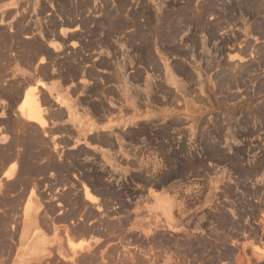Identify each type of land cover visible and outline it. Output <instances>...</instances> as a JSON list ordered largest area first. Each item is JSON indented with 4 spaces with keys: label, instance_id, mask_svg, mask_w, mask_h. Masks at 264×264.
Wrapping results in <instances>:
<instances>
[{
    "label": "rangeland",
    "instance_id": "rangeland-1",
    "mask_svg": "<svg viewBox=\"0 0 264 264\" xmlns=\"http://www.w3.org/2000/svg\"><path fill=\"white\" fill-rule=\"evenodd\" d=\"M90 64L129 65L158 81L146 86L156 91L150 115L161 149L145 170L157 178L172 169L174 212L139 214L127 190L90 178L63 152L65 174L54 176L43 137L33 147L43 170L19 176L0 198L11 211L0 213V264H264V0H0L1 93L43 86L40 71L75 77ZM2 112L11 141L21 129L37 132ZM47 159L53 166L42 167ZM83 186L94 198L84 199ZM30 211L40 231L60 237L58 251L24 252L20 222ZM165 220L172 225L154 228ZM78 238L101 241L82 249Z\"/></svg>",
    "mask_w": 264,
    "mask_h": 264
},
{
    "label": "crops",
    "instance_id": "crops-1",
    "mask_svg": "<svg viewBox=\"0 0 264 264\" xmlns=\"http://www.w3.org/2000/svg\"><path fill=\"white\" fill-rule=\"evenodd\" d=\"M102 58L103 55H100L99 59ZM92 69L94 72H91L90 75L89 71ZM130 70L132 71L128 72ZM62 71L64 69L53 72L47 70L46 73H41L45 84L43 86L36 85L42 95V105L45 102L43 107H45L46 113L50 111L48 115L44 113V117L46 115L49 117L48 119L45 118L48 124L46 126L49 128L46 126L42 128L33 121L29 122L28 119H23L25 125L32 126L34 123L33 126L38 130L39 136L48 137L52 142L51 150L55 152V161L60 167L59 170L56 169L54 176L65 174L64 170L61 169L65 164L60 165L58 161L60 160L59 154L63 152L68 160H76L74 165L81 166V171L87 176L90 175V178L93 179L94 176L92 175H95L96 180L99 181L100 178L101 181L107 184H113L114 189H121L123 192L127 190L128 195L134 196V205L137 207L136 211L139 214L158 216L172 214L174 212V194L171 190L175 185L174 181L177 179L172 174V169L157 178H153L145 170L148 166H152L154 162L158 163L152 155L156 153L154 149H161L160 143L157 141L159 128L156 127L155 120L150 115V112L156 107V101H154L156 97L153 94L156 91L154 88L150 90L146 86L148 83L151 86L158 83L156 78L142 79L140 70L131 68L129 65L126 71L124 65H107V67L92 64L81 65L80 71L76 73L75 77ZM113 74H116V78H113ZM162 81L166 84L167 79ZM34 84H36V81ZM52 102L53 104H51ZM50 113L51 116H49ZM35 127H33L34 130ZM5 128L3 126V130L0 126V198L9 197L13 191V182L21 175L23 177L24 173L30 172L28 167L33 166L35 163L33 158H37L38 153H43L33 148L34 143L44 141L42 137L36 141L33 131H23V129L21 133L26 136L22 137L25 141H15L16 136L13 141H10L13 130L12 128ZM11 142H15L16 145L18 143L17 146L20 148L15 149V153L22 150L19 151L20 155L18 153L15 155L14 151L12 152L11 148L13 149L15 144L12 143L11 145ZM55 143H58L56 148ZM21 147L23 148L21 149ZM7 154L11 155V159ZM40 163L42 167L53 166L49 159ZM169 164H171V161ZM34 166H37V164ZM37 167L43 170L40 166ZM17 168L18 171L21 168L19 172H17ZM94 172L96 173L93 174ZM15 174L16 176L18 174V176H14ZM27 180L28 178L26 182ZM98 193L96 194L98 199L105 198V194ZM83 195L85 200H89L84 189ZM145 199H147V202H144ZM1 212L11 214L10 210L6 211L0 204ZM57 212L58 209L56 208ZM28 213L25 212V214ZM30 213H32V216L27 221L20 222V227L22 225L23 229L25 227V232L22 235L25 242L24 252L38 256L44 255V252L51 250V246L58 251L60 237H56L51 228L48 231L45 228L40 231L38 212L30 211ZM72 214H75V212L70 211L67 216ZM166 220L165 222L155 223L154 228L160 229L172 225L171 222ZM79 227H76V229L74 226L73 229H70L72 233L77 232L76 234H79L78 232L81 231ZM94 227H89V229L94 230ZM89 229L86 228V230ZM82 230H84L83 227ZM27 231L29 232L26 234ZM34 233L37 234L35 239H33ZM95 239L81 240L78 238L76 242L81 240L80 242L84 243L82 245V249H84L89 244L93 245V242L94 245H98L101 240ZM69 242L68 239V245Z\"/></svg>",
    "mask_w": 264,
    "mask_h": 264
},
{
    "label": "bare ground",
    "instance_id": "bare-ground-1",
    "mask_svg": "<svg viewBox=\"0 0 264 264\" xmlns=\"http://www.w3.org/2000/svg\"><path fill=\"white\" fill-rule=\"evenodd\" d=\"M75 67V66H74ZM41 70V69H40ZM43 70H45V69H43ZM41 73H43V71H40ZM70 76V75H69ZM76 76V75H75ZM8 84V83H7ZM5 87V86H4ZM7 87V86H6ZM10 87V86H9ZM12 87V86H11ZM11 87H10V89H11ZM3 89V88H2ZM14 89H15V91L14 92H12L13 91V89H11L12 91H11V93L12 94H9L10 92L9 91H5V93H1V96H4L5 98H2V99H6L8 102H6V104L4 105V104H1L0 105V110H2L3 112V114H7L8 115V117L11 115H13L12 116V118L10 119V121L11 122H13V124L14 125H20V127L19 128H22V127H24V125H25V123H23V119L25 118V119H28L29 120V122L31 121H33L34 123H36V125L38 124L39 126H41L42 128L44 127V126H46V125H48L47 124V121H46V117H47V115H48V113L50 112V111H47L48 113H46V110H45V107H43L44 106V103H43V105H42V100H41V94H39V89H37V87H36V84H34L33 82H23L22 83V85L21 86H19V88L18 87H14ZM1 90V89H0ZM41 90V89H40ZM2 91V90H1ZM42 91V90H41ZM7 94H9V95H7ZM43 99V98H42ZM45 101H47V100H45ZM47 107V106H46ZM48 110V109H47ZM44 113L45 114H47L46 115V117H44ZM49 116H51V113H50V115ZM7 117V118H8ZM49 117H47V119H48ZM24 119V120H25ZM28 120H26L27 122H28ZM10 121H9V123H10ZM3 122V121H2ZM7 122H8V120H7ZM25 122V121H24ZM9 123H5V124H9ZM34 123H33V125H34ZM3 124H4V122H3ZM11 124V123H10ZM2 125V124H1ZM32 125V126H33ZM6 128L5 129H9V128H12L11 126L10 127H7V126H9V125H4ZM39 126H37V127H39ZM47 127V126H46ZM27 128V127H26ZM33 128V127H32ZM47 128H49V127H47ZM2 129H3V125H2ZM4 130V129H3ZM35 130L37 131V132H35V133H33V136H34V138L36 139V141H38V140H40V137H42V136H39V133H38V130L36 129V127H35ZM20 131H22V129L20 130ZM41 131H43V130H41ZM14 132V131H13ZM39 132H40V130H39ZM44 132V131H43ZM47 132H48V129H47ZM4 133V132H3ZM46 133V132H45ZM44 133V134H45ZM49 134V133H48ZM52 136V135H51ZM11 137V136H10ZM22 137H26L25 135H23L21 132L16 136V138H15V141H17V142H23V141H25L24 140V138H22ZM32 137V136H31ZM30 137V138H31ZM43 138V137H42ZM32 139V138H31ZM48 139V138H47ZM14 140V139H13ZM12 140V141H13ZM11 141V140H10ZM29 141V140H28ZM7 142V141H6ZM30 142V141H29ZM38 142H40V141H38ZM42 142H43V140H42ZM58 142V141H57ZM13 144H15V142H12ZM28 143V142H27ZM37 143V142H36ZM6 144V143H5ZM12 145V144H11ZM16 145V144H15ZM17 145H18V143H17ZM16 145V146H17ZM22 145V144H21ZM20 145V146H21ZM32 145V144H31ZM41 145V144H40ZM10 147V146H9ZM44 147V146H43ZM11 148V147H10ZM18 148V147H17ZM16 148V149H17ZM20 148V147H19ZM18 148V149H19ZM23 147H21V149H22ZM50 148H52V147H50ZM55 148H56V146H55ZM54 148V149H55ZM17 149V150H18ZM11 150H12V152L13 153H15V149L13 150L12 148H11ZM58 150V149H57ZM19 151H22V150H19ZM19 151L17 152L18 154H19ZM53 151V150H52ZM8 153V152H7ZM17 153H15V155H17ZM26 153V152H25ZM10 154L13 156V154L10 152ZM29 154V153H28ZM31 154H33V153H31ZM30 154V155H31ZM8 155V154H7ZM10 155V156H11ZM20 155V154H19ZM44 155V154H43ZM51 155V154H50ZM9 156V155H8ZM10 156H9V158H10ZM54 156H56V155H54ZM2 157V156H1ZM18 157V156H17ZM36 157V156H35ZM8 158V157H7ZM13 158V157H12ZM19 158V157H18ZM17 158V159H18ZM23 158V157H22ZM31 158V157H30ZM60 158V157H59ZM4 159H5V156H4ZM11 159V158H10ZM20 159H21V157H20ZM24 159V158H23ZM27 159H29V158H27ZM34 159V158H33ZM40 159V158H39ZM61 159V158H60ZM31 160V159H30ZM14 161V160H13ZM23 161V160H22ZM21 161V162H22ZM27 161V160H26ZM59 161V160H58ZM76 161V160H75ZM17 162V161H16ZM31 162V161H30ZM29 162V163H30ZM47 162H49V161H47ZM18 163H19V161H18ZM24 163H25V161H24ZM69 163V162H68ZM21 164V163H20ZM26 164V163H25ZM54 164H57V163H54ZM62 164V163H61ZM60 164V165H61ZM35 164H33V166H30V167H28V165H27V167L29 168L28 170L30 171V172H35V173H33L34 175L36 174V172L38 173V171H40V168L39 167H37V166H34ZM59 165V166H60ZM64 165V164H63ZM68 165V164H67ZM13 167H15V166H13ZM20 167H22V166H20ZM23 167H24V165H23ZM41 167V166H40ZM63 167V166H62ZM65 167V166H64ZM60 168V167H59ZM75 168V167H74ZM20 169L21 168H19V171H20ZM26 169V168H25ZM72 169V168H71ZM80 169V168H79ZM14 170H15V168H14ZM28 170H26V171H28ZM12 171V170H11ZM18 171V168H17V172H19ZM22 172V171H21ZM72 172V171H71ZM24 173V172H23ZM28 173V172H27ZM47 173V172H46ZM19 174V173H18ZM18 174H17V176H18ZM29 174V173H28ZM32 173H30V176L31 175H33ZM72 174V173H71ZM34 175H33V179L32 180H34ZM14 176H16V174L14 175ZM16 176V177H17ZM35 177H37V176H35ZM14 178V177H13ZM20 178V177H19ZM32 178V177H31ZM65 178H67V177H65ZM15 179V178H14ZM42 179V178H41ZM68 179V178H67ZM18 180V179H17ZM32 180H30V183H31V181ZM36 180V179H35ZM29 181V180H28ZM34 182V181H33ZM32 182V183H33ZM38 182V181H37ZM37 182H36V184H37ZM28 184V185H32V184ZM24 184V183H23ZM35 184V183H34ZM35 184V185H36ZM13 185V184H12ZM27 186V185H26ZM37 186V185H36ZM23 187V186H22ZM31 187V186H30ZM70 187V186H69ZM19 189V188H18ZM52 189V188H51ZM83 189H84V192H85V195L89 198V199H92L93 198V195H92V193L90 192V189H88V186H83ZM14 190V189H13ZM16 190V189H15ZM20 192V191H19ZM12 197H14V196H12ZM30 198V197H29ZM11 199V198H10ZM20 200V199H19ZM19 200H16V201H18L19 202ZM62 200V199H61ZM32 201V200H31ZM30 201V202H31ZM66 201V200H65ZM12 202H14V201H12ZM11 202V203H12ZM70 202V201H69ZM68 202V203H69ZM1 204V203H0ZM79 206H80V204H78ZM78 206V207H79ZM71 207V206H70ZM50 209V208H49ZM79 210H81V209H79ZM72 211V210H71ZM89 212V211H88ZM30 213V212H29ZM29 213L28 214H25V215H29ZM69 214H70V212H68ZM84 213V212H83ZM64 215V214H63ZM85 215V214H84ZM88 215V214H87ZM92 215V214H91ZM42 216V215H41ZM66 215H64L63 217H65ZM77 216V215H76ZM83 216V215H82ZM66 218V217H65ZM71 219V218H70ZM75 219H76V217H75ZM58 220V219H57ZM4 221V220H3ZM68 221V220H67ZM92 221V220H91ZM77 223V222H76ZM82 223V222H81ZM83 224V223H82ZM81 224V225H82ZM4 225V224H3ZM69 225V224H68ZM86 226H87V224H85ZM89 225V224H88ZM84 226V225H83ZM5 227V226H4ZM76 227H78V226H75V228ZM107 227V226H106ZM6 228H8V227H6ZM5 228V229H6ZM72 229L74 228V226L73 227H71ZM79 228H81V230H82V226L81 227H79ZM84 228V227H83ZM95 228V227H94ZM77 229V228H76ZM86 229V228H85ZM87 229H89V228H87ZM29 230V229H28ZM75 230V229H74ZM74 230H73V232H74ZM89 230H93V229H89ZM2 230H0V232H1ZM12 231V230H11ZM70 231L72 232V230L70 229ZM78 231H79V229H78ZM88 231V230H87ZM87 231H85V232H87ZM8 232V231H7ZM29 231H27L26 232V234L28 233ZM85 232L83 233V234H85ZM95 232V231H94ZM10 233V232H9ZM12 233V232H11ZM37 233V232H36ZM36 233H34V238L33 239H35L36 238ZM75 233V232H74ZM77 233V232H76ZM75 233V234H76ZM78 233H81V231H79ZM4 234V233H3ZM17 234V233H16ZM8 235V234H7ZM81 235V234H80ZM13 236V235H12ZM79 236V235H78ZM6 237V236H5ZM91 237V236H90ZM4 238V237H3ZM6 239H7V237H6ZM69 241H71V240H69ZM9 244V243H8ZM70 244H71V242H70ZM6 246H8V245H6ZM10 247V246H9ZM70 250V249H69ZM119 259H117V261H118ZM114 261V260H113ZM116 262V261H115ZM103 263H105V262H103ZM113 263V262H112ZM107 264H108V262H107ZM116 264H117V262H116Z\"/></svg>",
    "mask_w": 264,
    "mask_h": 264
}]
</instances>
